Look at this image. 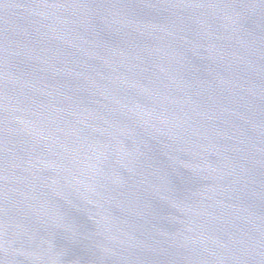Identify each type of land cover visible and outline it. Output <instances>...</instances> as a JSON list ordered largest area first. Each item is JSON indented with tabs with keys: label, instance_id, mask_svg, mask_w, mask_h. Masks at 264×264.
<instances>
[{
	"label": "water",
	"instance_id": "1",
	"mask_svg": "<svg viewBox=\"0 0 264 264\" xmlns=\"http://www.w3.org/2000/svg\"><path fill=\"white\" fill-rule=\"evenodd\" d=\"M0 264H264V0H0Z\"/></svg>",
	"mask_w": 264,
	"mask_h": 264
}]
</instances>
